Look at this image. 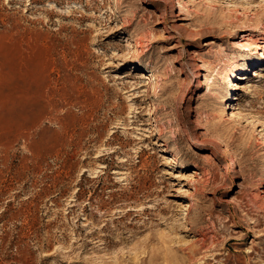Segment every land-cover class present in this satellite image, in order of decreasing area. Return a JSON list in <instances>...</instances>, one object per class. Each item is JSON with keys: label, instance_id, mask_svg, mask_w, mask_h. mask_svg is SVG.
<instances>
[{"label": "rangeland", "instance_id": "rangeland-1", "mask_svg": "<svg viewBox=\"0 0 264 264\" xmlns=\"http://www.w3.org/2000/svg\"><path fill=\"white\" fill-rule=\"evenodd\" d=\"M204 263L264 264V0H0V264Z\"/></svg>", "mask_w": 264, "mask_h": 264}, {"label": "bare ground", "instance_id": "bare-ground-1", "mask_svg": "<svg viewBox=\"0 0 264 264\" xmlns=\"http://www.w3.org/2000/svg\"><path fill=\"white\" fill-rule=\"evenodd\" d=\"M255 53H256V51H254L253 49H250V50H249V54L247 55V57H246L245 59H246V60L249 59V56H251V55L254 56ZM244 71H245V69H238V70H237V73H242V72H244ZM140 79H142V80H146V84L152 86V80H151V78H150L149 76H147L145 73H142V74L140 75ZM234 88H239V89H242V90L244 89L243 86L238 85V84H234ZM235 99H237V97L233 98V100H235ZM226 100L229 101L230 98H226ZM197 143H198V142H196V145H197ZM173 176H174L175 179H178V180H179V179H180V180L184 179V177H183L182 175H179L178 172H177V173H174ZM201 243H202V242H201ZM201 246H202V247H206L205 243H202ZM204 264H205V263H204Z\"/></svg>", "mask_w": 264, "mask_h": 264}]
</instances>
